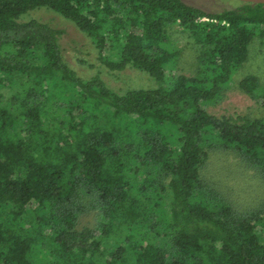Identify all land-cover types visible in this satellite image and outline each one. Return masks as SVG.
<instances>
[{
	"label": "trees",
	"instance_id": "1",
	"mask_svg": "<svg viewBox=\"0 0 264 264\" xmlns=\"http://www.w3.org/2000/svg\"><path fill=\"white\" fill-rule=\"evenodd\" d=\"M47 6L90 37L111 70L153 87L117 91L65 60ZM178 33L196 47L177 71ZM264 42V3L207 11L185 0H0V264H264V192L246 206L204 173L232 152L264 184V116L215 114ZM239 87L264 106L253 73Z\"/></svg>",
	"mask_w": 264,
	"mask_h": 264
},
{
	"label": "rangeland",
	"instance_id": "2",
	"mask_svg": "<svg viewBox=\"0 0 264 264\" xmlns=\"http://www.w3.org/2000/svg\"><path fill=\"white\" fill-rule=\"evenodd\" d=\"M185 1L207 11H220L240 3V0ZM21 18H36L62 29L59 43L64 60L82 77L97 74L109 87L117 91L156 85V81L143 69L130 65L120 70H111L106 67L98 59L97 50L90 37L72 20L47 6L30 9L22 14ZM171 36L172 44L179 50L175 59L177 71L192 74L197 66L196 47L183 35L176 33ZM248 73L257 75L260 87H264V42L258 38H254L249 43L246 60L233 72L220 97L217 100L205 102L206 109L215 114L264 116V106L257 103L238 85L239 79ZM204 173L240 207L254 202L258 195L264 192V184L258 175L251 168L246 167L232 152L211 151ZM258 232L261 241H264V228ZM36 254L42 263L48 264L49 256L44 246L37 245Z\"/></svg>",
	"mask_w": 264,
	"mask_h": 264
},
{
	"label": "water",
	"instance_id": "3",
	"mask_svg": "<svg viewBox=\"0 0 264 264\" xmlns=\"http://www.w3.org/2000/svg\"><path fill=\"white\" fill-rule=\"evenodd\" d=\"M242 1L264 3V0H242Z\"/></svg>",
	"mask_w": 264,
	"mask_h": 264
}]
</instances>
